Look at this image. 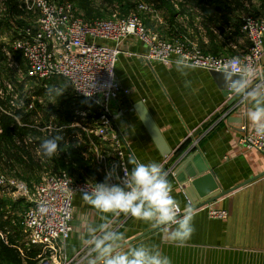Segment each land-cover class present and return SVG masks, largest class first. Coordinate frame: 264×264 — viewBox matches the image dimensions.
<instances>
[{
  "label": "crops",
  "instance_id": "0c3cea01",
  "mask_svg": "<svg viewBox=\"0 0 264 264\" xmlns=\"http://www.w3.org/2000/svg\"><path fill=\"white\" fill-rule=\"evenodd\" d=\"M255 1L229 5L224 19L212 17L213 21L201 8L184 5L180 30L169 20L161 29L172 32L173 35L164 36L168 41L188 39L214 56H241L249 44L241 31L242 20L250 16L264 18V5H256ZM121 48L123 52L115 66V75L119 86L130 93L120 94L113 101L111 111L115 132L127 145L124 161L128 170L132 167L128 162L130 158L146 164L163 163L173 186L172 194L181 202L182 210L192 203L184 193L186 186L179 184L177 176L171 172L177 156L188 152L200 154L221 191L242 185L192 212L195 232L182 247L170 242L151 224L121 214L115 219L114 227L126 235L122 250L156 245L171 258L172 264H264V155L239 143L240 123L254 129L247 117L248 105L236 96L227 95L209 71L195 68L182 72L176 63L148 62L145 59L147 47L135 37L127 39ZM255 80L264 81V57ZM141 109L150 115L163 146L151 135L139 113ZM46 160L48 166L54 165L51 159ZM66 161L75 169L70 159ZM85 161L90 164L81 178L102 183L105 178L98 167L90 158ZM73 205V231L65 244V257L70 264H91L95 254L82 241L90 225L101 223V213L86 204L82 194L75 196ZM209 206L227 211L229 217L226 220L211 218ZM15 229L16 232L11 233L14 244L9 247L16 249L19 264H38L40 248L28 246L22 228ZM4 233L1 229L0 240L7 243L9 237L1 235Z\"/></svg>",
  "mask_w": 264,
  "mask_h": 264
},
{
  "label": "built area",
  "instance_id": "2783aa9c",
  "mask_svg": "<svg viewBox=\"0 0 264 264\" xmlns=\"http://www.w3.org/2000/svg\"><path fill=\"white\" fill-rule=\"evenodd\" d=\"M25 8L36 17L32 26L17 28L12 24L11 32L16 35L12 42V60L19 53L26 63L27 76L42 82L52 79H64L72 89L75 98L87 101L92 108L79 109L71 116V124L53 125V120L45 126L40 124L22 125L21 116L6 113L22 127L35 130L41 138H51L56 133H73L63 140L67 148H84L83 157L89 158L98 167L105 178L106 173L115 166L116 175L124 177L128 167L124 161L125 147L123 137L114 129L111 111L113 101L120 94L128 95L116 79L115 66L121 45L135 37L148 49L145 59L148 62L175 63L183 58L188 64H195L198 69L221 73L223 64L233 57H239L241 68L255 72L264 57V18L245 17L241 31L246 35L248 47L241 56H214L201 50L197 43L188 39L168 41L153 32L136 15L124 18L97 19L87 22L77 14L75 5L60 0H23ZM145 10V7L141 6ZM10 66L18 65L12 62ZM253 79V84L257 81ZM8 89H7V88ZM4 87L13 88L10 84ZM8 105L17 112H27L33 104L17 98H10ZM239 143L241 146L256 150L264 155V137L258 136L247 123H240ZM2 131H0L1 133ZM38 139L27 136L17 140V146H33L41 159L43 171L37 184L31 188L26 182L0 174V192L11 195L14 200L22 199L27 208L20 211L5 210L4 221H9L12 228H22L27 238V245L41 250L38 264H70L65 257V244L73 231V201L82 194L92 182L77 181L64 170H55L47 166L42 157ZM113 183H117L116 177ZM44 205L49 211L40 214L39 207ZM208 214L213 219L226 220L229 214L214 206L208 207ZM11 229V228H10ZM6 228L4 237L9 236Z\"/></svg>",
  "mask_w": 264,
  "mask_h": 264
},
{
  "label": "clouds",
  "instance_id": "9594fccd",
  "mask_svg": "<svg viewBox=\"0 0 264 264\" xmlns=\"http://www.w3.org/2000/svg\"><path fill=\"white\" fill-rule=\"evenodd\" d=\"M177 69H195L183 58L176 60ZM183 72V71H182ZM221 74L227 95L236 96L248 105L247 117L255 133L264 137V81L253 84L255 72L241 68L239 57H233L223 64ZM63 137L55 135L45 138L40 144L43 154L53 157L60 153ZM131 170L124 177L116 175V168L109 170L102 183H93L82 191L83 201L101 213L98 226L87 228V237L82 243L95 254L91 264H172L156 245H139L122 250L126 240L124 232L114 227L115 219L121 214L147 222L158 228L167 239L184 246L193 236V206L182 210L181 202L173 196V186L163 163H143L138 159L128 161ZM116 177L117 183H113ZM40 214H46L48 207L41 205Z\"/></svg>",
  "mask_w": 264,
  "mask_h": 264
},
{
  "label": "rangeland",
  "instance_id": "374dc122",
  "mask_svg": "<svg viewBox=\"0 0 264 264\" xmlns=\"http://www.w3.org/2000/svg\"><path fill=\"white\" fill-rule=\"evenodd\" d=\"M16 5H10L8 0H0V100L4 98L5 93L4 87L7 84H10L13 88L12 90H8L6 94L11 95L12 98H17L18 100H23L28 104H33L32 109H29L27 112L23 114H28L33 112L35 109L36 114L33 115L32 124L31 125H39L44 121V111H48L51 107L54 109L61 108L63 102H69L70 99H73L74 95L71 87H69L67 82L64 79H52L48 82L38 81L36 79H31L27 76L26 63L24 59L16 54L14 57L12 56V60L10 56L12 55V42L15 39L16 35L10 31L12 24H14L17 28H24L33 25V21L35 19V15L26 10L25 4L23 0H12ZM62 1V0H60ZM73 0H66L63 2H71ZM90 6L93 9V13L97 16L98 19H115V18H124L130 14H134L138 16L147 28L152 30L153 32L158 33L164 39V36L173 35L171 31L166 30L162 31L161 25L165 23L166 20H169L170 23H174L177 28H179V19L184 17V12L181 10L180 1L178 0H88ZM259 1V2H258ZM256 0V5H260L262 3L261 0ZM74 2V1H73ZM165 5V6H161ZM171 6L173 9H168V6ZM186 5V4H184ZM145 7L146 9H141ZM13 7V8H12ZM75 7L77 8V14L80 18L86 19L84 17L83 12L79 9L78 3H75ZM15 9V11H13ZM176 15V16H175ZM173 16V17H172ZM175 16V17H174ZM5 21V22H4ZM181 21V19H180ZM4 22V23H2ZM5 23H8L6 26ZM181 27V26H180ZM12 28V27H11ZM182 29V28H181ZM180 30V28L178 29ZM167 40V39H166ZM11 53L9 56L8 53ZM3 55V57H1ZM12 62H15L18 65V69L15 66H10ZM7 88V87H6ZM8 89V88H7ZM71 89V90H70ZM39 91L40 96H34L35 93ZM74 99H76L74 97ZM69 100V101H67ZM81 100L76 99V102L79 103ZM76 111V110H75ZM74 111V112H75ZM60 112L61 111H56ZM0 113L6 115V113L10 114H18L17 111H14L9 107L8 104L6 106H0ZM54 123L53 125H58V117L56 114L53 116ZM53 120H49V124ZM17 122V121H15ZM22 125H25L21 122ZM71 123H64L63 125H67ZM39 136V135H38ZM37 136V138H39ZM36 137L32 136V139ZM36 138V139H37ZM43 139H45L43 137ZM31 147V153L33 155L34 162L36 163L37 169L34 173H24L20 167L14 168L15 163L10 161H6L5 158L0 159V174L7 177V175L11 178H17L22 180L30 185L32 188L33 185L37 184L40 178V175L43 171V167L40 164L41 159L36 155L33 146ZM42 157L45 159H51L42 153ZM48 161V160H46ZM48 166V165H47ZM55 170V166H52ZM51 167V168H52ZM49 168V166H48ZM22 170V171H21ZM85 168L69 170L67 173L77 181H85V178H81L85 172ZM18 171V172H17ZM65 171V170H64ZM93 172V171H91ZM0 200L6 201L8 203V209L22 211L27 208V204L24 201L23 203L18 204L17 207L12 208L11 206L16 203L18 200H14L11 195L7 193L0 192ZM6 208V209H7Z\"/></svg>",
  "mask_w": 264,
  "mask_h": 264
},
{
  "label": "trees",
  "instance_id": "16d2710c",
  "mask_svg": "<svg viewBox=\"0 0 264 264\" xmlns=\"http://www.w3.org/2000/svg\"><path fill=\"white\" fill-rule=\"evenodd\" d=\"M8 1L10 5H16L14 1L12 0H8ZM73 1H71V3H73L74 5L75 3L76 4L78 3L79 9L83 12L84 17L86 18L85 21L92 22L98 19L97 16H100L99 14H97L96 16L93 13V9L90 6L91 3H89L88 0H73ZM178 1L181 2L180 3L181 10L184 8L183 7L184 4L191 5L193 7H199L201 8L202 12H204L207 15V18H210L211 21H213L212 17H214L216 20L224 19L225 17L224 12L227 10V7L229 5H243L246 0H178ZM262 5H264V0H262ZM161 6H165V5H161ZM168 9H173V8L169 5ZM13 11H15V9ZM5 24L7 27H9L8 23ZM16 54L19 53H15V55ZM1 57H3V55H1ZM3 93H5V96L3 99L0 100V106L4 107L6 106V104H8L11 95L10 94L9 96L6 95L7 94L6 89H4ZM34 96L37 97L40 96V92L37 91ZM76 99H74L73 97V99H70L71 102L69 100H67L69 102H63L62 105L60 106L61 108L59 109H54L53 107H51L48 111H44V115H43L44 121L40 123V125L45 126L49 122L50 118L56 114V116L58 117V126H61L64 123L71 122V116L74 114L75 110L92 108L91 104L88 103L87 101H80L79 103L81 104L73 103V101L76 102ZM36 110L37 109H35L33 112L28 114L17 112L18 114L16 115L21 116L20 118L23 124L31 125L33 123L32 118L33 115L36 114ZM58 110L61 111L62 113L56 112ZM0 131H2L0 133V159L5 158V160L8 162L10 161L14 162L15 163L14 168L20 167L24 173H28V172L34 173L37 169H39L36 163L34 162L33 155L31 153V147L30 146L27 147L23 144L21 146H17L16 144L17 140L21 142L25 137L29 135L37 138L39 133L26 126L25 127L20 126L17 122H15L13 118L9 117L8 115H3L1 113H0ZM71 134L73 135V133L70 132H66L65 135H63L62 132L60 133L58 132L55 134V135H61L63 137L60 143L61 150L58 155L59 157L58 156L51 157V160L53 161L56 170H65L67 172L71 170L70 168L71 165L69 163L67 164L66 159H70V161L74 163L77 168L78 167L85 169L89 168L88 164L90 163L86 162L84 157L82 156L83 148H75L74 146L67 148L63 145V140L69 136H72ZM38 137H39V141L36 142V145L40 146V144L44 139L41 138L40 135ZM179 153L180 152H178L177 154ZM23 202L24 201L22 199L18 200L11 207L15 209V207H17L18 204ZM8 206L9 205L6 201L0 200V230L11 228L10 229V234H11L12 231L16 232L17 229L12 228L9 224V221H4L5 210ZM10 234L8 236L9 240H7V243H4L3 241L0 240V264H19V259L17 257L18 253L16 249L9 247L10 245L14 244L13 235Z\"/></svg>",
  "mask_w": 264,
  "mask_h": 264
},
{
  "label": "water",
  "instance_id": "95a60500",
  "mask_svg": "<svg viewBox=\"0 0 264 264\" xmlns=\"http://www.w3.org/2000/svg\"><path fill=\"white\" fill-rule=\"evenodd\" d=\"M211 73L219 85L224 87L222 74L218 72ZM139 113L156 143L159 146H163V140L150 115L144 109L139 110ZM167 154H169V152H167L166 155ZM171 172L175 173L179 184L186 186L184 193L191 201L193 211L204 208L242 187L241 185L229 191H221L214 176L209 172V169L205 165L202 156L198 153L190 154L188 152L177 156Z\"/></svg>",
  "mask_w": 264,
  "mask_h": 264
}]
</instances>
